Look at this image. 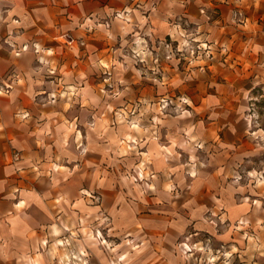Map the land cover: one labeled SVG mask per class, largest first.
Instances as JSON below:
<instances>
[{
  "label": "crops",
  "instance_id": "1",
  "mask_svg": "<svg viewBox=\"0 0 264 264\" xmlns=\"http://www.w3.org/2000/svg\"><path fill=\"white\" fill-rule=\"evenodd\" d=\"M208 35L218 65L172 55ZM261 86L264 0H0V264L264 244Z\"/></svg>",
  "mask_w": 264,
  "mask_h": 264
},
{
  "label": "rangeland",
  "instance_id": "2",
  "mask_svg": "<svg viewBox=\"0 0 264 264\" xmlns=\"http://www.w3.org/2000/svg\"><path fill=\"white\" fill-rule=\"evenodd\" d=\"M187 28L192 29L194 27L192 26L190 28ZM193 33L195 34L198 32L196 30ZM211 38L212 36L208 35L206 39L202 40V42H195L194 39L191 37L181 42L176 41L175 46L173 43V46L171 44L172 55L180 60V65L186 64V66H188L192 63V61L194 60L193 58L195 57L205 58L212 64L216 63L218 65L221 62V58L219 56L221 50L217 48V46L219 45H216L213 41L210 40ZM138 63L141 64L140 60H138ZM204 65L208 66V63L205 62ZM261 88V91L264 93V86H261ZM165 95H167L166 99L170 102H172L171 100L173 99L179 102L183 101L182 96L178 92H175L174 94L168 92L166 94L160 95L161 101L163 100ZM259 99L263 100H261V103H256L254 108L256 109V112H258L257 117L259 123L264 126V98L259 97ZM161 111L166 113L168 112L177 114L183 112V107L179 104H174V102H172L169 106L162 109ZM95 237L96 240L97 236ZM56 243L57 244H55L53 250L57 255L59 264H78L77 256L72 254L71 247L68 246L65 239L58 240L56 241ZM100 244H103V242L100 241ZM228 255L229 254H225L224 256V251L220 252V250H213L211 246L206 243V245L203 246L201 252H199L197 255V264H264V244H254L253 247L248 251V253H240V256L234 257ZM80 264H83V261H80Z\"/></svg>",
  "mask_w": 264,
  "mask_h": 264
},
{
  "label": "built area",
  "instance_id": "3",
  "mask_svg": "<svg viewBox=\"0 0 264 264\" xmlns=\"http://www.w3.org/2000/svg\"><path fill=\"white\" fill-rule=\"evenodd\" d=\"M161 102H162L161 107L163 109L170 105V101H168L167 99L165 100L163 99Z\"/></svg>",
  "mask_w": 264,
  "mask_h": 264
}]
</instances>
